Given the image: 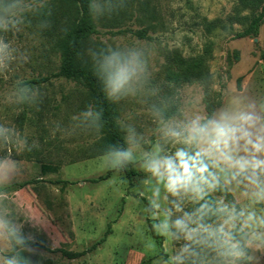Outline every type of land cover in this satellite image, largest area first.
<instances>
[{
    "label": "rangeland",
    "instance_id": "obj_1",
    "mask_svg": "<svg viewBox=\"0 0 264 264\" xmlns=\"http://www.w3.org/2000/svg\"><path fill=\"white\" fill-rule=\"evenodd\" d=\"M253 16L237 0H128L124 10L102 18L94 39L105 46L151 43L154 50L153 85L159 94L117 104L119 122L134 125L148 141L145 147H150L155 125L148 109L160 98L175 96L183 104L195 96L198 107L210 112L232 94L264 96V24L258 37H239ZM109 20L112 26L104 28ZM6 39L29 59L14 63L0 76V122L27 136L30 143L38 141L39 149L19 153L12 145L7 150L0 147V157L10 154L22 167L0 187V215L23 225L37 255L55 264H154L157 256L150 246L167 253L171 245L151 231L152 220L142 212L150 195L144 174L132 167L109 171L101 166L100 157L85 158L82 151L94 145L99 134L79 130L71 137L52 134L55 122L67 125L85 109V90L76 82L52 78L39 86L44 93L39 107L13 104L8 94L14 82L51 76L58 72L60 58L50 38L45 32L38 34L35 26ZM176 53L189 62L201 61L208 79L193 83L170 79L168 70L178 71L172 61ZM43 164L55 171L44 173ZM23 183L29 184L21 187ZM64 252L83 255L69 259ZM9 254L0 244V255Z\"/></svg>",
    "mask_w": 264,
    "mask_h": 264
},
{
    "label": "clouds",
    "instance_id": "obj_2",
    "mask_svg": "<svg viewBox=\"0 0 264 264\" xmlns=\"http://www.w3.org/2000/svg\"><path fill=\"white\" fill-rule=\"evenodd\" d=\"M127 4L88 0L87 10L99 21ZM51 14L49 0H0V76L29 59L6 37L33 26L42 35L52 27ZM153 51L151 43L106 45L79 55L91 64L105 100L120 104L158 96ZM8 97L15 105L39 107L44 93L17 80ZM148 113L155 125L150 147L134 125L117 121L122 140L108 143L100 161L109 171L132 167L144 174L150 195L142 212L152 220L151 231L171 245L167 253L150 246L157 256L154 264H264V96L232 94L211 112L201 110L195 96L183 104L173 96L151 104ZM103 116L102 109L89 103L69 124L55 122L52 134H101ZM9 145L19 153L39 149L38 141L30 143L0 122V147L7 150ZM21 172L20 162L10 154L0 157V187ZM0 244L11 253L0 255V264H39L33 260V237L7 214L0 215Z\"/></svg>",
    "mask_w": 264,
    "mask_h": 264
},
{
    "label": "trees",
    "instance_id": "obj_3",
    "mask_svg": "<svg viewBox=\"0 0 264 264\" xmlns=\"http://www.w3.org/2000/svg\"><path fill=\"white\" fill-rule=\"evenodd\" d=\"M242 9H250L254 16L251 18L248 29L239 35L240 38L251 36L258 37L260 27L264 24V0H237ZM49 7L52 14L48 19L51 21L52 27L45 31L46 37L50 38L53 45V50L59 54L60 66L58 72L52 73L51 76L42 79L28 81L34 85H42L51 82L52 78H65L76 82L85 90V105L89 103L95 107L102 109L104 112L103 121L104 128L99 134L97 142L90 147H86L82 154L87 159L101 157L102 152L106 150V146L110 142L121 141L123 132L117 126L119 121V111L117 104H111L105 100L101 91V85L91 70V64L85 62L86 58H82L79 53L89 47L101 48L105 45L96 39L94 36L98 33V25L101 21L93 20L87 10L88 0H51ZM42 19L44 17H41ZM113 22V20H112ZM112 22L104 25V28L112 26ZM264 61V52L262 53ZM178 67V71H169L170 79L179 82L184 80L187 83L203 81L208 79L207 72L201 69V61H187L176 53L172 59ZM171 67V66H170ZM46 111L49 101H46ZM54 110V109H53ZM58 110V109H55ZM174 110V109H173ZM213 108H210V112ZM44 173L54 172L55 168L48 165H42ZM29 183H23L20 186L25 187ZM228 200L233 197L229 195ZM35 245V244H33ZM11 254V253H10ZM9 254V255H10ZM64 255L69 259L80 258L83 254L64 252ZM34 261L39 264H55L51 259H42L39 255L33 257Z\"/></svg>",
    "mask_w": 264,
    "mask_h": 264
}]
</instances>
